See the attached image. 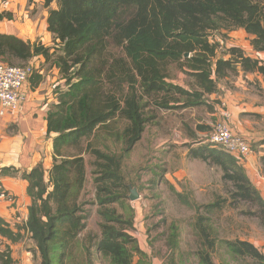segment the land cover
Returning <instances> with one entry per match:
<instances>
[{
    "label": "trees",
    "instance_id": "obj_1",
    "mask_svg": "<svg viewBox=\"0 0 264 264\" xmlns=\"http://www.w3.org/2000/svg\"><path fill=\"white\" fill-rule=\"evenodd\" d=\"M46 1L50 6L55 0ZM56 1L58 7L49 10L47 21L54 41L62 44L60 54L50 53L51 48L43 44L0 33V58L6 63H25L38 55L49 61L56 55L54 63L66 79V88L57 91L58 103L46 116L48 135L56 133L49 175L46 176L42 163L23 175L32 200L23 229L35 242L39 264H94L93 254L104 257L109 264H151L149 254L142 250L134 235L135 211L129 203L130 186L124 173L130 162L137 167L134 152L150 120L143 100L163 91L178 93L180 97L173 100L177 108H208L215 111V117L222 116V110L226 109L221 106L223 101L219 104L221 99L208 98L221 93L219 80L235 73V65H241L248 73L257 72L264 79V62L246 56L238 47L227 50L229 58H216L218 47L210 43L208 35L222 29H244L252 36L253 48L264 52V3L261 0ZM4 15L13 18L10 12L0 13V18ZM173 65L194 77L190 88L168 81ZM171 101L166 100L163 106L168 107ZM197 130L207 131L208 127L198 125ZM191 135L194 139L197 136L196 132ZM114 146L121 153L114 151ZM84 153L95 158L92 174L101 228L96 242L80 236L87 225L80 202L88 180ZM188 156L220 167L223 179L235 186L233 199L254 203L257 208L251 212L264 222V197L238 156L214 143L190 148ZM260 162L264 173V154ZM172 190L182 197L177 189ZM203 208L195 222L202 240L196 255L200 264H216L212 254L221 239L212 214L222 210L224 202L216 199ZM173 224L167 240L171 251L168 264H179L178 227ZM21 230L13 229L0 217V239L5 241L4 248L0 247V264L15 263L12 245L25 235ZM222 243L235 262L264 264V253L249 240L228 239Z\"/></svg>",
    "mask_w": 264,
    "mask_h": 264
},
{
    "label": "rangeland",
    "instance_id": "obj_2",
    "mask_svg": "<svg viewBox=\"0 0 264 264\" xmlns=\"http://www.w3.org/2000/svg\"><path fill=\"white\" fill-rule=\"evenodd\" d=\"M6 1L3 0L4 3ZM261 1L264 3V0ZM46 2V0H37L35 2L36 6L33 7L34 13L33 9H30L33 1L31 0L29 5L27 4V11L18 19L20 29L24 30L22 31L23 38L21 36L18 37L31 43L50 47V53L57 55L62 52V44L54 41L51 32L52 38L47 39L46 37H49V35L43 30L40 22L44 19L46 10H48L49 14V10L57 8L58 5L56 0L50 6H47ZM38 6L39 8H37ZM28 16L34 22L26 25L25 21ZM32 28H35L37 32H34ZM208 36L209 41L212 42L214 40V42L218 43L216 58H229L230 55L227 50L230 47H238L244 51L246 56L264 62V52H258L253 48L251 45L252 36L246 33L244 29L211 31ZM56 55L49 61L44 58L46 61L44 64L40 62L41 57H43L41 55L35 56L25 63L20 61H15V63L16 65L30 64L36 71L45 69L47 74L52 69L51 67L55 65ZM0 61L5 62L2 58H0ZM38 61L40 63L36 68V62ZM235 66L237 68L235 73L219 80V83L221 85H230V81L235 79V90H240L242 93L240 92L239 94L251 104L262 106L260 110L258 109L263 112L262 114H251L249 117H242L241 115V120H248L251 127L249 129L252 138L251 146L255 153L260 150V140L264 139V79L257 72L250 74L245 72L241 65ZM170 73L172 78H169L168 81L173 84L190 88L194 83V77L191 73L177 69L175 65L171 66ZM59 75V78L62 79V74L60 73ZM52 77L53 74L51 79ZM64 81L66 84V79ZM238 87L239 89H237ZM178 97H180L178 93L166 94L163 91L152 96H145L143 100L145 104L144 111L150 117V120L147 123L142 140L138 143L134 152L133 161L136 162L137 167L130 162L124 168V173L130 186L128 195L131 194V187H136L140 194L139 199L135 201L129 200L135 211V231L141 230L144 232L147 235L146 243L151 255L158 257L162 264H168L171 251L168 250L167 240L172 232L171 226L175 222L178 227L176 254L181 260L179 264H200L196 253L201 249L202 240L197 235L199 232L196 231L195 227L196 217L198 212H204V204L212 203L219 199L224 202V208L212 214L215 221L214 227L218 238L221 239L220 245L216 247L215 252L212 254L215 263L239 264L235 262V258L229 253L225 244L222 243L228 239L249 240L264 253V222L259 215L251 212L257 206L252 202H237L233 199L235 186L231 181L223 179L221 168L202 160L185 156L184 147L169 153L168 147L174 141L181 142L186 136L185 132L182 131L185 127L188 128V131L186 130L188 134L190 132L195 133L194 131L195 129L197 130L198 125L208 127L207 131L199 133L195 139L191 135V143L187 145L196 143L211 145L209 141L213 129L211 125L220 119V115H216V119L214 116L215 111L211 112L208 108H177L178 106L173 100ZM208 98L211 99V97ZM166 100H172L173 102L168 103V107L167 105L163 106ZM218 101L221 104L222 99ZM208 112H210V115ZM155 126L160 128H154ZM109 144L114 145V143ZM255 145L258 146L257 149ZM112 149L121 153V150L115 146ZM166 151L168 153H165ZM84 157L87 162L88 180L80 202L84 208V213L87 215V225L80 236L85 240L93 239L96 242L101 236V228L99 225L98 205L96 204V185L92 174L95 158L89 153H84ZM174 168L182 169L181 171H176V176L180 180L174 176ZM165 169L166 171L163 172ZM170 170H172L171 175L169 174ZM157 173L161 176H157ZM172 187L177 189L182 194V197H177ZM204 215L211 216V214L207 213H204ZM4 246L5 241L0 239V247L4 248ZM12 254L15 259L14 264H39L40 262L35 242L27 233L20 241L13 243ZM151 255L149 254V259ZM92 257L94 264H109L107 259L98 254H93ZM137 259L136 256L135 260Z\"/></svg>",
    "mask_w": 264,
    "mask_h": 264
},
{
    "label": "crops",
    "instance_id": "obj_3",
    "mask_svg": "<svg viewBox=\"0 0 264 264\" xmlns=\"http://www.w3.org/2000/svg\"><path fill=\"white\" fill-rule=\"evenodd\" d=\"M32 1L33 3L30 9H33L34 13L33 7L36 6L35 2H37V0ZM30 2L31 0H7L6 3H4L3 0H0V13L10 12L13 14V18H9L8 15H4L0 18V33L14 34L23 38L22 31L24 30L20 29L21 27L18 19L27 11L26 7ZM37 8H39V6ZM48 15V10H46L44 19L41 20V18H39L43 30L49 35V37H46L47 39L50 37L52 38V34L49 32L47 25ZM32 22H34V20L28 16L25 24L29 25L32 24ZM32 29L34 32H37L35 28ZM40 60L43 64L46 62L44 57H41ZM40 62H36V68L39 66ZM51 68L52 69L47 74L45 73V69L35 70L26 87L27 100L23 106L20 117L14 119L8 116L0 122V167L3 169V186L16 198V203L11 204L9 202H4L0 206V217L4 218L13 229L18 230L22 228L21 231L23 233L25 232L23 227L26 225L29 207L32 202L31 197L27 193L28 181L23 175L25 172L31 171L42 163L46 170V176H48L53 165L54 137L56 133L48 135L46 116L52 106L58 103L59 98L57 91L65 89L66 84L63 78H59L60 69L56 65H53ZM52 74L53 77L51 79ZM247 77L249 78V76ZM237 89H239V87ZM219 90L221 93H213L210 97L213 100L222 99V101L227 104V108L232 114L231 124L233 130L241 134L251 135L249 131L251 128L249 122L248 120H241V115L242 117H249L251 114H262L263 112L259 111L262 106L254 103L251 104L242 97L239 94L241 91L235 90V79L230 81V85H221L220 83ZM208 114L210 115V112H208ZM154 128L160 127L155 126ZM186 130L188 131L187 127L182 129L186 136H184L181 142L174 141V143L168 147L169 153H171L170 151L184 147V155L188 156L190 150L189 146L193 148L199 145V143L187 145L191 143L190 138L192 133L189 131L190 133L188 134ZM194 132H196L197 135L203 133L196 129ZM259 148L260 150L256 151L248 160L240 159V163L245 168L251 181L260 190L261 194L264 195V173L260 162V157L264 154V144H261ZM178 170L181 171L182 169L174 168L173 174L180 180L179 177L176 176V171ZM171 172L172 170H170L169 174ZM174 176L173 178H175ZM134 235L139 240L142 250L151 255L150 250L147 248V235L141 230L137 232L134 231ZM152 256V264H162V261L158 257Z\"/></svg>",
    "mask_w": 264,
    "mask_h": 264
},
{
    "label": "built area",
    "instance_id": "obj_4",
    "mask_svg": "<svg viewBox=\"0 0 264 264\" xmlns=\"http://www.w3.org/2000/svg\"><path fill=\"white\" fill-rule=\"evenodd\" d=\"M210 43L218 47V43L214 40ZM34 70L30 64L12 66L0 61V122L8 116L14 119L20 117L27 100L26 87ZM221 106L226 109L222 110L223 114L220 119L212 124L213 129L209 141L223 147L228 153L240 159L253 156L251 135L234 131L231 124L232 114L227 104L223 101ZM4 202L14 204L16 198L3 186V169L0 167V206Z\"/></svg>",
    "mask_w": 264,
    "mask_h": 264
},
{
    "label": "water",
    "instance_id": "obj_5",
    "mask_svg": "<svg viewBox=\"0 0 264 264\" xmlns=\"http://www.w3.org/2000/svg\"><path fill=\"white\" fill-rule=\"evenodd\" d=\"M185 56L188 57L189 54L187 53ZM129 198L131 201H135L140 198V194L136 187H131V194L129 195Z\"/></svg>",
    "mask_w": 264,
    "mask_h": 264
},
{
    "label": "clouds",
    "instance_id": "obj_6",
    "mask_svg": "<svg viewBox=\"0 0 264 264\" xmlns=\"http://www.w3.org/2000/svg\"><path fill=\"white\" fill-rule=\"evenodd\" d=\"M10 65V64H9ZM12 66H18V65H12ZM31 79V78H30Z\"/></svg>",
    "mask_w": 264,
    "mask_h": 264
}]
</instances>
